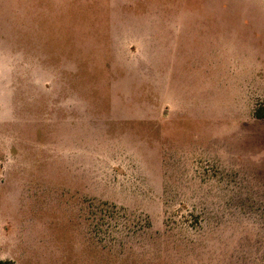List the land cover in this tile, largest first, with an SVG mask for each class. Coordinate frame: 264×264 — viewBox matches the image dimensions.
Masks as SVG:
<instances>
[{
    "label": "rangeland",
    "instance_id": "1",
    "mask_svg": "<svg viewBox=\"0 0 264 264\" xmlns=\"http://www.w3.org/2000/svg\"><path fill=\"white\" fill-rule=\"evenodd\" d=\"M0 260L264 264V0H0Z\"/></svg>",
    "mask_w": 264,
    "mask_h": 264
},
{
    "label": "trees",
    "instance_id": "2",
    "mask_svg": "<svg viewBox=\"0 0 264 264\" xmlns=\"http://www.w3.org/2000/svg\"><path fill=\"white\" fill-rule=\"evenodd\" d=\"M258 115V117H260V114L258 113L257 114ZM9 262H7V261H4V260H0V264H8Z\"/></svg>",
    "mask_w": 264,
    "mask_h": 264
}]
</instances>
